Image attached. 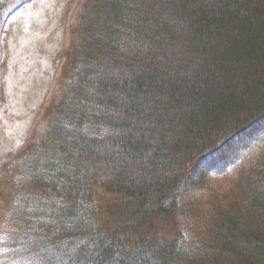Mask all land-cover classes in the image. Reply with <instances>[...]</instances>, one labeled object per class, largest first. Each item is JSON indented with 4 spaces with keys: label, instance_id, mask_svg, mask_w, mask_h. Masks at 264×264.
Masks as SVG:
<instances>
[{
    "label": "trees",
    "instance_id": "16d2710c",
    "mask_svg": "<svg viewBox=\"0 0 264 264\" xmlns=\"http://www.w3.org/2000/svg\"><path fill=\"white\" fill-rule=\"evenodd\" d=\"M75 25L46 129L0 165V264H264V161L205 197L264 142V0H87Z\"/></svg>",
    "mask_w": 264,
    "mask_h": 264
},
{
    "label": "rangeland",
    "instance_id": "374dc122",
    "mask_svg": "<svg viewBox=\"0 0 264 264\" xmlns=\"http://www.w3.org/2000/svg\"><path fill=\"white\" fill-rule=\"evenodd\" d=\"M86 1L16 0L5 8L0 26V77L6 95L0 111V165L14 162L46 129L45 112L59 91L70 31ZM263 161L261 142L241 164L213 180L205 197L228 190L239 172ZM179 226L174 220L169 229Z\"/></svg>",
    "mask_w": 264,
    "mask_h": 264
}]
</instances>
